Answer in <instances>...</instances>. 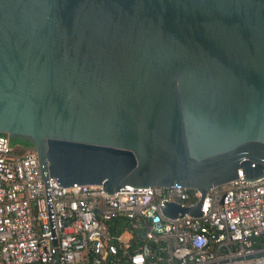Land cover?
Returning a JSON list of instances; mask_svg holds the SVG:
<instances>
[{
  "label": "water",
  "instance_id": "95a60500",
  "mask_svg": "<svg viewBox=\"0 0 264 264\" xmlns=\"http://www.w3.org/2000/svg\"><path fill=\"white\" fill-rule=\"evenodd\" d=\"M0 134L47 184L195 189L161 211L202 218L264 177V0H0Z\"/></svg>",
  "mask_w": 264,
  "mask_h": 264
},
{
  "label": "built area",
  "instance_id": "2783aa9c",
  "mask_svg": "<svg viewBox=\"0 0 264 264\" xmlns=\"http://www.w3.org/2000/svg\"><path fill=\"white\" fill-rule=\"evenodd\" d=\"M0 135V264H264V177L210 189L202 218L171 220L165 204L193 208L181 187L59 188L37 154ZM180 217V216H179Z\"/></svg>",
  "mask_w": 264,
  "mask_h": 264
},
{
  "label": "trees",
  "instance_id": "16d2710c",
  "mask_svg": "<svg viewBox=\"0 0 264 264\" xmlns=\"http://www.w3.org/2000/svg\"><path fill=\"white\" fill-rule=\"evenodd\" d=\"M0 135H5V134H0ZM13 143L14 144H19V145L20 144L25 145V148L20 147L21 148L20 149L21 152H24L26 150L32 149L30 141H23V140L17 139L15 141H13ZM254 246L257 247V248H264V237L256 239Z\"/></svg>",
  "mask_w": 264,
  "mask_h": 264
},
{
  "label": "flooded vegetation",
  "instance_id": "af4514ba",
  "mask_svg": "<svg viewBox=\"0 0 264 264\" xmlns=\"http://www.w3.org/2000/svg\"><path fill=\"white\" fill-rule=\"evenodd\" d=\"M20 146H21L22 148H25V145H23V144H20Z\"/></svg>",
  "mask_w": 264,
  "mask_h": 264
}]
</instances>
